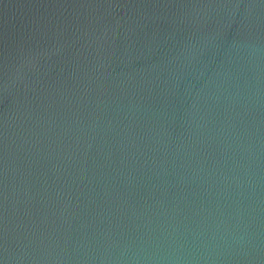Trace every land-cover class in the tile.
I'll use <instances>...</instances> for the list:
<instances>
[{"label":"water","instance_id":"water-1","mask_svg":"<svg viewBox=\"0 0 264 264\" xmlns=\"http://www.w3.org/2000/svg\"><path fill=\"white\" fill-rule=\"evenodd\" d=\"M0 264H264V0H0Z\"/></svg>","mask_w":264,"mask_h":264}]
</instances>
